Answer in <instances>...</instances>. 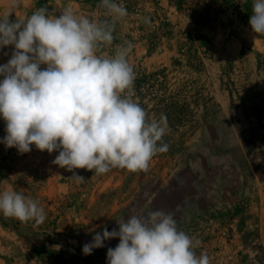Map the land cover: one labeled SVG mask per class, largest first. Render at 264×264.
Segmentation results:
<instances>
[{"label": "rangeland", "instance_id": "obj_1", "mask_svg": "<svg viewBox=\"0 0 264 264\" xmlns=\"http://www.w3.org/2000/svg\"><path fill=\"white\" fill-rule=\"evenodd\" d=\"M116 2L128 15L116 21L113 45L102 54L132 43L133 99L149 119L166 115L158 143L169 150L154 156L147 172L75 169L85 179L77 183L51 163L58 152L33 145L19 154L0 143V192L34 199L46 214L35 227L0 214V264H107L118 238L91 255L83 245L103 226L118 230L116 220L156 210L172 213L210 264H264V35L251 32L253 0ZM10 3L0 0V19ZM99 3L17 0L10 20L24 21L40 7L111 19ZM11 52L0 49V65ZM5 134L0 118V138Z\"/></svg>", "mask_w": 264, "mask_h": 264}, {"label": "clouds", "instance_id": "obj_2", "mask_svg": "<svg viewBox=\"0 0 264 264\" xmlns=\"http://www.w3.org/2000/svg\"><path fill=\"white\" fill-rule=\"evenodd\" d=\"M17 0L0 19V49L12 46L11 57L0 65V118L5 122V148L19 154L58 152L51 161L72 175L75 169L102 175L119 168L147 172L154 156L165 153L162 142L167 117L149 119L134 99L136 74L128 62L130 41L113 45L116 21L128 15L116 0H100L111 19L94 21L71 8L59 16L40 7L26 20H10ZM147 24L150 21L144 18ZM251 32L264 35V0H253ZM7 55V53H5ZM45 66V67H42ZM0 214L21 223L41 225L46 214L34 199L11 190L0 192ZM118 230L95 232L82 247L84 255L115 238L107 250V264H210L206 253L198 256L200 241L178 230L172 213L161 210L147 216L116 220Z\"/></svg>", "mask_w": 264, "mask_h": 264}]
</instances>
